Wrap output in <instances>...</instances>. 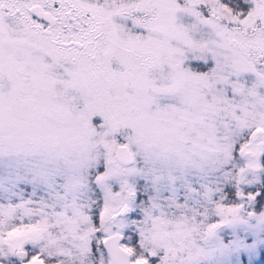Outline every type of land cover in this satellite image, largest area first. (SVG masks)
I'll return each instance as SVG.
<instances>
[{
  "label": "snow or ice",
  "instance_id": "obj_1",
  "mask_svg": "<svg viewBox=\"0 0 264 264\" xmlns=\"http://www.w3.org/2000/svg\"><path fill=\"white\" fill-rule=\"evenodd\" d=\"M0 264H264V0H0Z\"/></svg>",
  "mask_w": 264,
  "mask_h": 264
}]
</instances>
